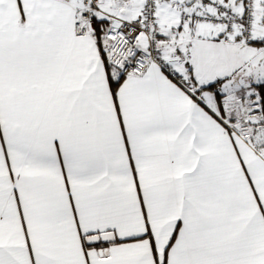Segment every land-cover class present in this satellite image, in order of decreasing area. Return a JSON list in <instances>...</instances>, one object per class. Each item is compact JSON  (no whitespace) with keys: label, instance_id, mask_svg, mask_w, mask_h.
<instances>
[{"label":"snow or ice","instance_id":"obj_1","mask_svg":"<svg viewBox=\"0 0 264 264\" xmlns=\"http://www.w3.org/2000/svg\"><path fill=\"white\" fill-rule=\"evenodd\" d=\"M0 264H264V0H0Z\"/></svg>","mask_w":264,"mask_h":264}]
</instances>
